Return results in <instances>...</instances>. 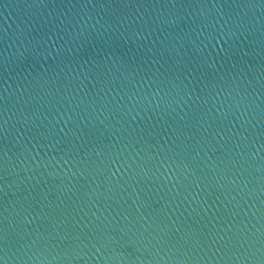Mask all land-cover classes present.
Wrapping results in <instances>:
<instances>
[{"label":"water","instance_id":"obj_1","mask_svg":"<svg viewBox=\"0 0 264 264\" xmlns=\"http://www.w3.org/2000/svg\"><path fill=\"white\" fill-rule=\"evenodd\" d=\"M0 264H264V0H0Z\"/></svg>","mask_w":264,"mask_h":264}]
</instances>
